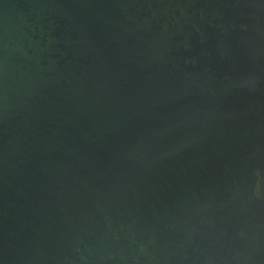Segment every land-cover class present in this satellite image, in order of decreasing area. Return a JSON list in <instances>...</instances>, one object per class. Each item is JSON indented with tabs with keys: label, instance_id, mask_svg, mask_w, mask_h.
I'll return each instance as SVG.
<instances>
[{
	"label": "water",
	"instance_id": "water-1",
	"mask_svg": "<svg viewBox=\"0 0 264 264\" xmlns=\"http://www.w3.org/2000/svg\"><path fill=\"white\" fill-rule=\"evenodd\" d=\"M0 264H264V0H0Z\"/></svg>",
	"mask_w": 264,
	"mask_h": 264
}]
</instances>
